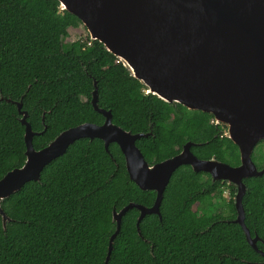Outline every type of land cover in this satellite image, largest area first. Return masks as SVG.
<instances>
[{"label": "trees", "instance_id": "trees-1", "mask_svg": "<svg viewBox=\"0 0 264 264\" xmlns=\"http://www.w3.org/2000/svg\"><path fill=\"white\" fill-rule=\"evenodd\" d=\"M81 25L58 0H0V180L26 161V127L14 102L23 103L32 130L44 132L33 139L41 150L68 129L105 122L91 103L95 81L99 108L112 113L115 125L133 134L152 128V136L137 141L149 164L178 155L192 142L199 159L240 165L239 148L212 115L146 94L89 35L67 43L69 29ZM253 161L264 168V141ZM245 183V223L264 253V175ZM223 188L232 195L228 216L213 212ZM235 193L232 186L213 184L208 173L180 167L165 191L162 219L147 215L140 235V212L130 210L108 264H262L263 256L235 222ZM156 197L130 179L117 144L107 152L102 140L81 139L45 167L39 182L2 202L9 221L4 229L0 215V264H105L117 230L113 212L131 203L151 208Z\"/></svg>", "mask_w": 264, "mask_h": 264}, {"label": "water", "instance_id": "water-1", "mask_svg": "<svg viewBox=\"0 0 264 264\" xmlns=\"http://www.w3.org/2000/svg\"><path fill=\"white\" fill-rule=\"evenodd\" d=\"M60 9L77 17L92 43L100 42L138 80L148 95L168 104H180L190 111L210 114L217 125L227 127L226 137L240 152L237 167L218 161L199 159L188 142L178 155L154 165L149 164L137 141L152 136L133 134L113 123L110 111L99 108L98 84L92 105L102 114V125L84 123L68 129L48 146L36 150L35 133L28 123L22 102H14L26 127V161L0 180V215L4 229L9 221L2 202L29 182H39L45 167L63 156L81 139H99L109 152L117 144L126 162L130 179L144 192L157 194L151 208L131 203L113 212L117 230L110 239L109 263L113 244L123 217L137 209L140 224L151 214L161 217V205L173 174L182 166L195 173H208L212 183L236 189L235 222L250 246L259 252L261 239L252 237L245 223L243 199L245 180L264 175L253 161L256 147L264 141V0H58ZM3 100V98H2ZM9 103L11 100H7ZM46 129V128H45ZM264 264V262L262 263Z\"/></svg>", "mask_w": 264, "mask_h": 264}, {"label": "rangeland", "instance_id": "rangeland-1", "mask_svg": "<svg viewBox=\"0 0 264 264\" xmlns=\"http://www.w3.org/2000/svg\"><path fill=\"white\" fill-rule=\"evenodd\" d=\"M86 35H89V33L83 25L79 26L78 28H70L68 31L66 42L69 44L74 43L78 40H81ZM231 199H232V195L230 190L227 188H223L222 195L215 202V205L213 207V212L223 213L225 216L230 215Z\"/></svg>", "mask_w": 264, "mask_h": 264}]
</instances>
